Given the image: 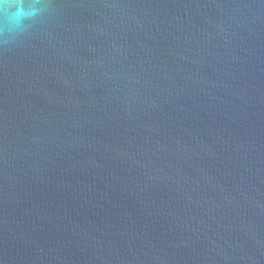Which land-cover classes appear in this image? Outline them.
I'll return each mask as SVG.
<instances>
[{
  "label": "water",
  "instance_id": "1",
  "mask_svg": "<svg viewBox=\"0 0 264 264\" xmlns=\"http://www.w3.org/2000/svg\"><path fill=\"white\" fill-rule=\"evenodd\" d=\"M0 264H264V0H6Z\"/></svg>",
  "mask_w": 264,
  "mask_h": 264
},
{
  "label": "clouds",
  "instance_id": "2",
  "mask_svg": "<svg viewBox=\"0 0 264 264\" xmlns=\"http://www.w3.org/2000/svg\"><path fill=\"white\" fill-rule=\"evenodd\" d=\"M6 0H0V6L5 5ZM24 12L23 9H18L15 12H12L7 15L6 19L9 24L17 22L21 17H23Z\"/></svg>",
  "mask_w": 264,
  "mask_h": 264
}]
</instances>
